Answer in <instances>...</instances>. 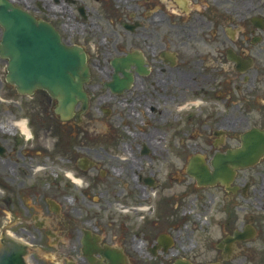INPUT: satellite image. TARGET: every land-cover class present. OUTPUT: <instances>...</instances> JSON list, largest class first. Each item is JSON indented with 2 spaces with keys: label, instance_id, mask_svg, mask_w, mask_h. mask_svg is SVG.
Listing matches in <instances>:
<instances>
[{
  "label": "flooded vegetation",
  "instance_id": "af4514ba",
  "mask_svg": "<svg viewBox=\"0 0 264 264\" xmlns=\"http://www.w3.org/2000/svg\"><path fill=\"white\" fill-rule=\"evenodd\" d=\"M10 1L84 55L85 102L62 120L38 89L49 122L21 146L0 142L21 176L41 155L58 166L43 216L27 220L52 258L264 264V0ZM241 147L227 165L244 164L213 174L220 154ZM192 161L212 176L198 182ZM16 177L0 172V186Z\"/></svg>",
  "mask_w": 264,
  "mask_h": 264
},
{
  "label": "water",
  "instance_id": "95a60500",
  "mask_svg": "<svg viewBox=\"0 0 264 264\" xmlns=\"http://www.w3.org/2000/svg\"><path fill=\"white\" fill-rule=\"evenodd\" d=\"M0 25L3 27L0 40V56L7 58L5 79L17 92L31 94L34 89L46 90L58 100L55 111L61 118L71 115L74 103L85 100L82 82L85 78L84 55L78 48H68L59 43L53 28L36 22L24 10L12 6L8 0H0ZM82 75H78V71ZM75 76V79L73 78ZM237 153L220 154L219 162H212L213 174L231 172L234 166L227 165L233 155L246 156V147ZM189 173L198 182L202 177L212 176L205 164L199 167L192 161ZM25 245L15 239L4 237L0 242V264H26L23 260ZM109 264H117L115 257H108Z\"/></svg>",
  "mask_w": 264,
  "mask_h": 264
},
{
  "label": "rangeland",
  "instance_id": "374dc122",
  "mask_svg": "<svg viewBox=\"0 0 264 264\" xmlns=\"http://www.w3.org/2000/svg\"><path fill=\"white\" fill-rule=\"evenodd\" d=\"M19 1L22 2V0ZM24 1L27 3L35 0ZM5 73L6 61L2 59L0 60V142H2L4 138L15 136L19 140L21 146L25 140L19 133L20 131L15 125V122L18 119L26 118L27 120L29 119L28 125L32 132L34 131L32 125L35 127V124L36 128L40 130L41 127L49 122L47 118L48 113H46L45 110L47 105L40 103L39 100H37L38 96L36 93L33 94V96H24L17 93L15 88L5 81ZM51 118L52 122H55L54 118L56 119L57 117L51 112ZM57 125L60 126L62 135L64 132H68L64 127V124L57 122ZM40 135L42 136V132H40ZM8 142L11 141L8 140ZM39 157L40 153L38 154V159ZM40 160V166L42 167H39L37 170H30L28 175L24 176L19 174L20 171L15 169L11 162H7L6 164V161L0 160V172L2 177H9L12 175L17 176L14 179H5L13 184L11 189L0 186V233L4 228H8V231L12 233L14 237L22 238L30 248L29 257H31V264H62L63 260L61 258L50 257L52 247L45 242V238L44 241H41L38 238L32 237L35 236L37 232L31 221H27L31 220L35 214L38 217L43 216L45 198H53L51 186L58 170V166L56 167L52 162L48 161L45 155H41ZM22 180L24 181V184L21 182ZM34 183L36 186H31L28 190L23 189V185H33ZM190 186L194 187L191 184ZM14 187L23 190L18 192L17 190L15 191ZM197 190L198 189H195L193 192H196ZM43 191L45 192L44 194ZM45 194H47L46 197L44 196ZM192 196H194L193 193L191 194V197ZM210 197L213 198L214 201L218 200L216 199L218 198V194L208 196V198ZM63 202L67 206L70 205L68 197H65ZM187 203L190 204V209L187 211L188 215L190 214L188 218L193 219L196 216V211L201 210L199 209V206L196 205V203L199 202L195 199L194 203L188 200ZM202 216H205V219H208L206 218V213H202ZM24 227L25 229H23Z\"/></svg>",
  "mask_w": 264,
  "mask_h": 264
},
{
  "label": "bare ground",
  "instance_id": "6f19581e",
  "mask_svg": "<svg viewBox=\"0 0 264 264\" xmlns=\"http://www.w3.org/2000/svg\"><path fill=\"white\" fill-rule=\"evenodd\" d=\"M26 260H27L28 262H30V258H29V257H27V256H26Z\"/></svg>",
  "mask_w": 264,
  "mask_h": 264
}]
</instances>
